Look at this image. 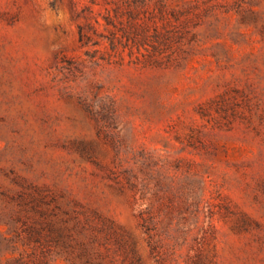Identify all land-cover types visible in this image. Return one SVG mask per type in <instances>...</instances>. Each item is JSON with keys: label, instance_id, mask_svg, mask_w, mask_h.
Returning <instances> with one entry per match:
<instances>
[{"label": "rangeland", "instance_id": "1", "mask_svg": "<svg viewBox=\"0 0 264 264\" xmlns=\"http://www.w3.org/2000/svg\"><path fill=\"white\" fill-rule=\"evenodd\" d=\"M0 264H264V0H0Z\"/></svg>", "mask_w": 264, "mask_h": 264}]
</instances>
